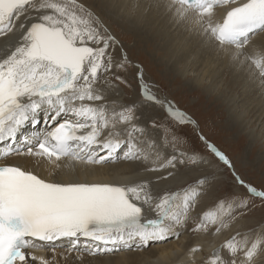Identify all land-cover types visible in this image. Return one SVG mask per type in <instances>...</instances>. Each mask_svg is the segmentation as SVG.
I'll list each match as a JSON object with an SVG mask.
<instances>
[{
    "label": "bare ground",
    "instance_id": "6f19581e",
    "mask_svg": "<svg viewBox=\"0 0 264 264\" xmlns=\"http://www.w3.org/2000/svg\"><path fill=\"white\" fill-rule=\"evenodd\" d=\"M48 1L50 3V0L43 3ZM30 2L28 3L32 6L29 10L18 9L29 4L19 6L6 13L7 21L0 24V73L12 78L15 84L12 85V90L16 97L18 95L22 109L15 118L7 122L4 133L2 125L0 126V167L18 169L42 181L70 187L75 184L121 186L128 191L130 199L142 208L141 220L148 227L100 237H89L77 230L40 231L38 235L43 236L46 242L31 240L30 248L26 251L27 259L22 264H219L226 261L224 252L229 254L231 251L224 248L221 251V238L216 241V246L213 245L215 250L206 251L207 247H212L210 243L204 245L212 239V231L207 235L205 233V236L201 233L197 236L193 233L190 235V231L197 226L201 228L203 222L210 228L215 227L218 217L212 211H207V208L219 179H215L217 183L214 185L211 184L214 181L210 183L212 187L204 184V188H211L206 190L204 197L200 195L193 202L203 190L193 187L195 190L191 191L192 188L185 186L189 181L198 180L207 172L215 171L213 165L207 162L209 159L205 161L177 151L173 157L184 159V156H188L187 158L196 162V167L179 169V163H171L166 167L168 163L162 161L157 152V139L154 134L148 135L150 124L147 112L152 113L153 110L137 109L140 119L135 124L128 121L122 124L120 115L115 112L122 105L121 101L125 97L122 94L125 95V92L108 81L109 75L117 66H113L115 60L123 61L117 52L119 45L116 41L113 43V37L86 43L80 37L81 29L51 21L49 13L43 10L47 9L46 5H39L41 0ZM82 2L85 6L90 4L84 0ZM253 2L254 0H207L202 8L195 3L186 7L171 0H95L94 6L102 8L101 6L106 5L108 9L104 10L112 13L114 19L124 18V21L120 20L122 23L130 24L131 27L134 25L131 32L144 33L140 41L147 37V42L142 49L155 45L165 59L162 64L166 67L168 65L166 71L172 67L180 79L188 78L185 83L190 90L202 91L208 96L216 94L217 98L214 100L221 101L222 104L219 102L215 106L220 108L225 105L227 113L229 112L225 118L226 130L236 132L239 137L246 135L256 143L259 141V133H264V24L259 22V19L264 20V10L260 18L253 19L255 24L250 32H244L233 44L220 42L213 32L217 23L220 24L229 12ZM130 9L134 10L135 15L130 13ZM0 11L4 13L3 10ZM99 12L104 14L103 9ZM34 23L59 30L62 39L72 47L86 45L92 49L82 60L80 73L71 69L63 70L48 58L39 56L36 43L28 30ZM130 26L122 25L125 30H129ZM104 42L108 43L107 47L103 46ZM54 45L47 46L60 53ZM96 67L98 72L94 76L89 74ZM108 67H112L110 74L107 72ZM166 71L164 75L171 74ZM71 72H76V77L66 94L63 95V90L60 91L61 97L39 99L42 94L31 92L42 86L47 87L49 82L65 84L60 79ZM223 76L229 77L230 83H223ZM230 85L234 90L230 89ZM132 100H135L134 97ZM170 104L175 105L171 99L165 98L159 101L158 106L176 121L189 122L183 112ZM103 108L109 111L108 117L110 114L115 116L112 132ZM72 112L75 113L71 121L81 127L82 141L78 144V155L66 154L65 158L55 159L53 149L56 144L50 142L49 130L55 127V121L60 124L69 121ZM6 116L7 113L4 112L1 118ZM31 131H39L41 135L35 137L32 147L24 148L22 139L30 141ZM4 139L13 143L12 148L3 143ZM131 159L136 161H130ZM204 178L209 181V177ZM204 180L200 179L198 182ZM164 206L166 207L162 208ZM206 212L212 214L207 215ZM203 214L207 217H203ZM237 224L230 227L225 236L221 234V237L228 239L234 233V237L240 235L247 239L246 232L242 231V234L241 230H236ZM194 225L196 227L192 229ZM185 226L188 228L183 229ZM66 233L71 236H64ZM147 241L148 244L158 246L145 249ZM239 241L241 242L240 238ZM197 247L202 249L198 253L194 252ZM126 249L133 251L122 252ZM188 253L191 254L188 255V260L180 259ZM251 253L253 254V249L252 252L239 254L235 264L248 263L251 257L248 255Z\"/></svg>",
    "mask_w": 264,
    "mask_h": 264
},
{
    "label": "rangeland",
    "instance_id": "374dc122",
    "mask_svg": "<svg viewBox=\"0 0 264 264\" xmlns=\"http://www.w3.org/2000/svg\"><path fill=\"white\" fill-rule=\"evenodd\" d=\"M84 1L89 2L92 6L90 4L89 6L83 5L84 2L82 0H50V3L49 1L43 3L45 0H41L42 4L40 3L39 5H46L47 9L43 10L49 13L51 21L65 23L73 28L78 27L81 29L80 37L86 43L106 40L110 36L113 37V43L116 41V44L119 45L117 52L122 56L123 61L115 60L113 66H117L112 74H110L112 67H108L107 72L110 74L109 79L111 80L108 81L111 85H116L121 91L125 92V95L124 93L122 95L126 99L123 98L121 101L122 105L115 112L118 113V116L120 115L122 124H126L127 121L134 122L133 124H135L137 119H140L138 111H136L137 109H141L142 111L146 108L153 110L152 113L147 112L150 124L148 135L154 134L153 136L157 139L155 141L156 146H158L157 152L160 154L159 156L162 158V161L164 160L168 163L166 164L167 166L165 165L166 167L171 163H179L177 164L179 169L196 167V162L192 161L191 158H187L188 156H184V159L177 156L173 157V154L177 151L200 157L205 161L209 159L207 162L213 165V170L215 171H209L200 178L205 179L204 181L198 182L200 179H194L189 181L185 186L186 188H192L190 189L191 191L195 190L193 187L204 191L199 192L192 200L193 202L194 200L197 201L200 195L205 196L206 190L212 187L211 184L214 185L218 179L220 180V184L218 183L215 187L213 186L212 199L210 198L211 200L208 201L210 204L207 208V211H212L215 217L218 216L216 224L213 228H210L204 222L201 228L194 225L192 229L196 228L190 231V235L191 233L195 234L194 236L204 235L205 233L207 235L208 232L212 231L213 236L210 235L212 239L209 238V242L206 241L204 243V245L207 243L212 245V247L206 248L208 252L215 250V243L217 244L221 238V251L223 248L231 251L229 254L226 251L224 252L223 257L227 256V260L224 261L226 264H235V260L240 256L239 254L252 252V249L253 254L248 255L251 257L246 264H264V133H259V141L254 143L246 135L239 137L236 132L226 130L225 118H227L226 116L229 112L227 113L225 105H221L220 108L215 106L216 104H222L221 101L219 103L214 100V98H217L216 94L208 96L206 93H202V91L195 92L190 90L189 85L185 83V80L188 78L180 79L172 67L166 71L168 65L166 67L162 64V60L165 59L162 52L154 47L155 45L151 44L148 48L142 49L146 46L147 42V37L140 41L144 33L131 32L134 29V25L131 27L130 24L122 23L120 20L124 21V18L119 17L120 19H114L115 16L112 13L104 10L108 9L106 5L104 6L105 8L103 6H101L102 8H98L94 6L95 0ZM31 6L29 4L24 8L18 9L29 10ZM98 9H103L104 14H101ZM130 10L132 11L130 13L135 15L134 10ZM6 21V14L0 11V24ZM122 25L130 26L129 30H125ZM103 46L107 47L108 43L104 42ZM105 69L104 67L103 70ZM94 70L95 74L98 72V68L96 67L90 70L89 74ZM165 71L171 74L164 75ZM228 79L229 77L223 76V83H230ZM230 89L234 90L233 86L230 85ZM133 97L135 100H132ZM165 98L171 99L175 105H170L183 112L189 118V122L176 121L167 112L162 110L158 106V103ZM104 113L108 117L109 111L107 110ZM113 115L110 114L107 118L110 132L114 128L112 123L115 122V116ZM124 150L126 151V149ZM121 151L122 149L119 153ZM130 161L136 160L131 159ZM206 176L209 177L208 182L207 178H204ZM204 184H209L208 186L211 187L204 188ZM177 210L173 213H176ZM209 213L211 212H206L207 215ZM207 215L203 214V217H207ZM203 217L202 219H205ZM236 223H238L236 230L246 232L247 239L240 235L234 237V233L230 234L233 237L224 239V236L228 234V229ZM185 228L188 227H183V229ZM220 229L223 230L221 231ZM221 234L224 236L221 237ZM217 236H220L219 239ZM250 236H252L251 240L249 239ZM213 240H215L214 244H211ZM146 243L145 249L150 248V246H158H155L154 243L148 244V241ZM201 250V247H197L194 252L198 253ZM127 251L132 252L133 249H126L122 252ZM188 255L190 256L191 254H184L180 259L186 261L189 258ZM251 259L253 261L250 262ZM224 262L219 264H224ZM30 264L36 263L30 262Z\"/></svg>",
    "mask_w": 264,
    "mask_h": 264
},
{
    "label": "water",
    "instance_id": "95a60500",
    "mask_svg": "<svg viewBox=\"0 0 264 264\" xmlns=\"http://www.w3.org/2000/svg\"><path fill=\"white\" fill-rule=\"evenodd\" d=\"M30 1L34 0H0V9L3 10L5 14L10 13L19 6L28 4ZM29 32L34 41L40 45L38 50L39 54L48 58L63 70L71 69L79 71L82 60L92 52V49L86 45L76 47L70 46L68 42L62 39L59 30L49 29L38 23L31 25L29 27ZM47 40H52L53 42H47ZM48 44H55L54 47L60 51V53L49 48L47 46ZM91 74L94 75L95 70L92 71Z\"/></svg>",
    "mask_w": 264,
    "mask_h": 264
}]
</instances>
